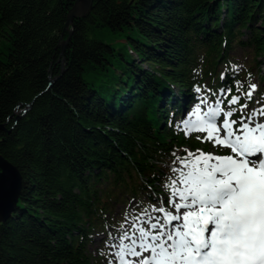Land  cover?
I'll list each match as a JSON object with an SVG mask.
<instances>
[{
    "label": "trees",
    "instance_id": "trees-1",
    "mask_svg": "<svg viewBox=\"0 0 264 264\" xmlns=\"http://www.w3.org/2000/svg\"><path fill=\"white\" fill-rule=\"evenodd\" d=\"M76 1L0 0V155L22 175L0 264L108 262L94 234L170 196L173 152L212 146L176 126L200 98L234 107L250 73L264 105V0H93L66 30Z\"/></svg>",
    "mask_w": 264,
    "mask_h": 264
},
{
    "label": "snow or ice",
    "instance_id": "snow-or-ice-1",
    "mask_svg": "<svg viewBox=\"0 0 264 264\" xmlns=\"http://www.w3.org/2000/svg\"><path fill=\"white\" fill-rule=\"evenodd\" d=\"M248 81L243 95L250 100L258 85L250 82V73ZM234 84L239 93L242 83ZM220 93L227 97L232 87ZM240 99L232 95L227 103L237 105ZM222 103L218 97L211 106L201 97L176 126L186 135L206 133L204 139L227 154L198 149L181 157L173 152L166 187L174 212L163 201L139 213L126 212L116 234L109 232L105 241L115 264H264V122L256 119L264 117V105L245 113L247 103L228 110ZM235 113L238 119H232Z\"/></svg>",
    "mask_w": 264,
    "mask_h": 264
},
{
    "label": "water",
    "instance_id": "water-1",
    "mask_svg": "<svg viewBox=\"0 0 264 264\" xmlns=\"http://www.w3.org/2000/svg\"><path fill=\"white\" fill-rule=\"evenodd\" d=\"M92 4L93 0H77L68 12L65 29L67 30L72 26L75 18L88 14ZM67 41L62 43V51L65 50ZM53 81L54 78H51L50 86ZM21 189L22 175L20 171L13 163L0 155V222L5 221L15 210Z\"/></svg>",
    "mask_w": 264,
    "mask_h": 264
},
{
    "label": "rangeland",
    "instance_id": "rangeland-1",
    "mask_svg": "<svg viewBox=\"0 0 264 264\" xmlns=\"http://www.w3.org/2000/svg\"><path fill=\"white\" fill-rule=\"evenodd\" d=\"M232 54H233V55L235 56V58H237L239 61H244V59L247 58V55L245 54L244 50H242L241 48H236L235 50H232ZM232 66H235V67H236V64H235L234 62H232ZM235 67H234V68H235ZM263 71H264V66H263ZM259 81H261L260 78L258 79V77H257V78L254 77L252 83L257 84V85H258V88H260V87H261V83H260ZM256 92H257V91H255V92L253 93V96H252L253 101H250V102L247 103L248 107H247L246 109H244L245 113H249V112L253 111L254 109L260 108V107L262 106V105H260L259 103L256 102L257 99H258V98L255 96V94H257ZM239 95L242 96L243 93L241 92ZM216 100H217V98L214 99V100H209V99H208V101H209V103L211 104V106H215V101H216ZM221 100H222V99H221ZM243 104H245V103H243ZM237 105L240 106V105H242V104H240V101H239V103H238ZM237 105H235L234 107H236ZM221 106H222L225 110H228V109L226 108V105H225L224 102L222 103ZM194 107H195V106H194ZM194 107H193V108H194ZM206 107H207V106H205V105L201 106V108H202L203 110H206ZM186 117H187V118H186ZM186 117H185V118L188 119V118H189V114H188ZM232 119H236V117L233 116ZM256 119H257L258 121H262V122H264V117L257 116ZM180 122H181V121H179V123H180ZM234 127H235V126H234ZM192 134H195V135H197V136L202 137V140H203V141H206L207 143H210V144L212 145V146L210 147L209 150H203V151H205V152H211V153H213V154H218V155H220V154H227L228 150L223 149V148H219L218 146H214L213 143H212L211 141H208V140L204 139V138L206 137V133L192 132ZM186 150H188V151H192V152H196L194 149H191V148H187ZM199 150H202V149H199ZM176 154H177V153H176ZM185 155H186V152H184V154H182L181 157H184ZM176 166H178V165H176ZM169 197H170V196H168V197L166 198V196L163 195V194L158 195V199H156L154 203H150V204H148L146 207H151V206H153V205H155L156 207H159V206H160V201H163V204H164L165 208H166L167 210H172V211L174 212V210L171 209V208L169 207V205H168V199H169ZM134 205H135V203L132 202L130 206H134ZM167 206H168V207H167ZM118 209H119V206H117V210H118ZM143 209H144V208H142V209H136L135 211H133L132 214H134V213H139V212H141ZM157 215H159V213H157ZM124 220H125V219H124ZM123 222H124V221H123ZM109 232H113L114 235L116 234V233H115V230H111V229H108L107 233H104V234H103V233L96 232V233L94 234L93 242L89 245V250H90L94 255H99L101 252H104L106 255L109 256V257H108V262H109V260H112V261H113V264H115V257H113V256H111V255L109 254V248H108V246L105 244V241H108V240H109ZM105 235H106V236H105ZM105 238H106V239H105ZM146 255H147V254H146ZM108 262H104V264H108Z\"/></svg>",
    "mask_w": 264,
    "mask_h": 264
},
{
    "label": "bare ground",
    "instance_id": "bare-ground-1",
    "mask_svg": "<svg viewBox=\"0 0 264 264\" xmlns=\"http://www.w3.org/2000/svg\"><path fill=\"white\" fill-rule=\"evenodd\" d=\"M186 119V118H185ZM183 211V210H182Z\"/></svg>",
    "mask_w": 264,
    "mask_h": 264
}]
</instances>
